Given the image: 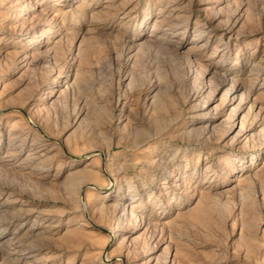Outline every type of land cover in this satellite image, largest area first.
Segmentation results:
<instances>
[{
    "label": "rangeland",
    "instance_id": "1",
    "mask_svg": "<svg viewBox=\"0 0 264 264\" xmlns=\"http://www.w3.org/2000/svg\"><path fill=\"white\" fill-rule=\"evenodd\" d=\"M0 264H264V0H0Z\"/></svg>",
    "mask_w": 264,
    "mask_h": 264
},
{
    "label": "bare ground",
    "instance_id": "2",
    "mask_svg": "<svg viewBox=\"0 0 264 264\" xmlns=\"http://www.w3.org/2000/svg\"><path fill=\"white\" fill-rule=\"evenodd\" d=\"M23 11H24V13H27V12H28V10H27L26 8H24ZM225 76H226V77H225L224 81H226L227 76L229 77V74H228V75H225ZM232 80H233L234 82H236V78H235V76H232ZM233 86H235V84H234ZM236 91H237V89H236ZM236 91H234V92H236ZM235 95H236V94H232V96H231L230 99L234 98ZM91 152H92V151H91ZM100 155H101V153H100ZM243 175H244V174H243ZM243 175H242V176H243ZM245 179H246V178H238V179H236V180H237L238 184L242 185V183L245 181ZM124 209H125V208L123 207V205H121V204H117L115 210L117 211V213H119V212L125 211ZM138 221H139V219H138V216H137V217H136V222L134 223V226H135V225L137 226ZM125 228H126V227H124V224H123V223H119V224H118V227H117V229H116V231H117V232H118L119 230H122V231H123ZM109 243H110V240L107 241V244H109ZM107 244H106V245H107ZM13 246H14L13 249H15L18 245H17L16 242H14V243H13ZM20 249H22V248H20Z\"/></svg>",
    "mask_w": 264,
    "mask_h": 264
}]
</instances>
